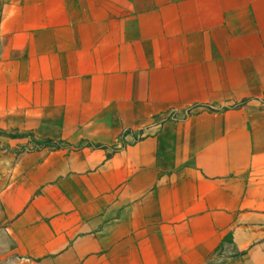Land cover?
<instances>
[{"label": "crops", "instance_id": "1", "mask_svg": "<svg viewBox=\"0 0 264 264\" xmlns=\"http://www.w3.org/2000/svg\"><path fill=\"white\" fill-rule=\"evenodd\" d=\"M0 134L9 264H264V0H0Z\"/></svg>", "mask_w": 264, "mask_h": 264}, {"label": "rangeland", "instance_id": "2", "mask_svg": "<svg viewBox=\"0 0 264 264\" xmlns=\"http://www.w3.org/2000/svg\"><path fill=\"white\" fill-rule=\"evenodd\" d=\"M11 141L13 143V149L8 147V144ZM21 143H23V145H21ZM43 146L51 147L48 144L35 141L31 138H19L9 135L3 136L0 134V188H3L9 181V163L4 166L6 160L8 162L9 160L14 162L15 160H18L23 154L39 151ZM10 247H12L10 239L8 237L4 238V236L0 237V264H9L10 259L8 256L10 253Z\"/></svg>", "mask_w": 264, "mask_h": 264}]
</instances>
